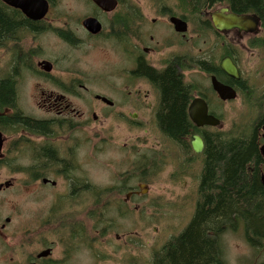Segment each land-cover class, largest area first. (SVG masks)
I'll list each match as a JSON object with an SVG mask.
<instances>
[{
	"label": "flooded vegetation",
	"instance_id": "1",
	"mask_svg": "<svg viewBox=\"0 0 264 264\" xmlns=\"http://www.w3.org/2000/svg\"><path fill=\"white\" fill-rule=\"evenodd\" d=\"M22 1L0 0V165L12 167L11 177L25 178L36 201L48 194L52 204L46 226L39 225L47 231L32 244L36 249L20 250L10 264H75L83 250L105 259L100 249L93 251L110 236L103 235V211L125 212L123 219L148 209L139 203L150 193L144 180L162 172L164 143L174 146L176 174L193 177L198 170L194 160L206 150L205 134L218 130L229 135L225 117L232 119L236 110L254 116L261 152L264 3L263 11L255 12L244 10L248 0ZM231 15L247 17L248 24L215 26L214 18ZM77 51L80 57L71 58ZM227 63L236 68V77L224 70ZM171 68L189 88L184 111L191 134L180 141L162 132V73ZM215 82L230 90L225 100ZM205 106L220 122L218 127L198 126L191 118V108L198 112ZM113 131H143L145 136L119 144L123 159L111 172V185L102 186L87 175L86 164L94 158L101 166L102 147L115 139L99 137ZM154 131L161 138L149 146ZM90 136L98 144L92 146ZM196 136L203 141L200 154L193 148ZM87 146L91 156L83 158ZM23 158L30 160L29 168L14 166ZM254 169L249 174L264 189V163ZM204 172L196 180L201 198ZM15 186V181L0 184V194ZM87 221L94 226L91 234ZM238 223L235 227L243 224ZM11 224L8 218L0 226L1 236ZM122 237L115 236L117 243ZM172 240H165L162 248ZM145 263L156 264V257Z\"/></svg>",
	"mask_w": 264,
	"mask_h": 264
},
{
	"label": "rangeland",
	"instance_id": "2",
	"mask_svg": "<svg viewBox=\"0 0 264 264\" xmlns=\"http://www.w3.org/2000/svg\"><path fill=\"white\" fill-rule=\"evenodd\" d=\"M79 57L78 51L71 52V58ZM198 81L202 82L201 79ZM231 117L232 119L225 117V122L227 123L228 120L230 123V134L241 133L255 126L254 116L246 112L236 110ZM208 132L225 134L218 130ZM132 136L135 139L144 138L145 133L143 131H113L110 136L101 135L99 137L101 139H115V141H108L102 147L98 155L101 166L96 165L94 158L87 159V175L93 176L94 180L102 186L111 185L114 179L111 172L117 169L119 162L123 159L119 144ZM87 138L92 139V146L98 144V141L93 140L94 137ZM160 138L158 131L152 132L148 139L149 146L159 142ZM90 146H87V153L83 158H86L87 154L91 156ZM164 149L166 153L162 157V172L157 173L156 177L144 180V183L150 187V193L139 203L148 209L132 211L123 219L118 217L116 211L106 210L105 223L112 225L114 220H117V230L113 231L109 238L99 241L93 249L94 252L100 249L105 259H98L95 254L88 252L89 250L86 252L83 250L75 264H128L134 261L136 264L137 262L144 264L148 258L154 259L156 255L161 254L165 240L178 237L190 224L197 211V202L202 201L200 194L196 195V180L203 175L204 156L202 154L195 158L198 170L193 177L182 178L179 176L182 172L176 174L175 165L172 162L177 158L174 146L164 143L162 151ZM14 166L29 168L30 160L23 158ZM11 168L0 165V184L8 181L16 182L14 189L0 194V226L6 224L8 218L12 220V224L7 227L2 236L0 235V264H10V259L22 249L27 251L36 249V246L32 244L35 238L39 243V236L44 230L47 231V228L42 229L39 225L43 223L46 226L44 218L52 204L48 194L36 201L33 188L25 186V178L11 177ZM184 169L181 168L178 171ZM135 187L138 188V183ZM93 228L94 226L87 221V234H91ZM116 235L123 236V244L117 243ZM217 239L223 264H264V240L254 239L253 233L246 228L245 223L235 228L222 229ZM126 242L129 243V247H126ZM21 245L23 247H20Z\"/></svg>",
	"mask_w": 264,
	"mask_h": 264
},
{
	"label": "trees",
	"instance_id": "3",
	"mask_svg": "<svg viewBox=\"0 0 264 264\" xmlns=\"http://www.w3.org/2000/svg\"><path fill=\"white\" fill-rule=\"evenodd\" d=\"M263 3L248 0L244 10L261 12ZM188 91L174 68L162 73V132L178 141L191 134L184 111ZM2 107L0 96V113ZM205 139L202 201L186 229L156 255V264H223L218 233L238 222L246 224L254 239L264 238V189L249 174L250 167L257 171L264 163L257 131L252 126L229 135L206 133ZM105 213L102 230L108 235L117 230V220L106 224ZM116 214L120 218L126 215L122 211Z\"/></svg>",
	"mask_w": 264,
	"mask_h": 264
},
{
	"label": "water",
	"instance_id": "4",
	"mask_svg": "<svg viewBox=\"0 0 264 264\" xmlns=\"http://www.w3.org/2000/svg\"><path fill=\"white\" fill-rule=\"evenodd\" d=\"M26 0L22 1L21 5H24ZM24 12H27L28 10L25 8V6H19ZM214 23L215 26L219 29H224V28H241L242 26H245L248 24V19L247 17H240L236 15H231L228 16L227 18L221 19L219 21L217 18H214ZM224 70L228 73V75L232 77H236L237 71L236 68L233 67L230 63H227L226 66H224ZM215 90L219 93L220 97L225 100L227 98V94L230 90L226 89L219 83L215 82ZM230 99H233L234 96H230ZM190 116L194 120V122L198 126H204V125H209L212 127H218L220 125V122L216 120L214 117L209 116L207 114V108L199 109V111H194L192 108L190 109ZM2 143H3V137L2 134L0 133V150L2 148ZM193 148L194 151L198 154H200L203 151V141L200 137H194L193 141ZM261 153L264 157V145L261 148ZM263 184H264V177H263ZM6 186H9V183L6 184Z\"/></svg>",
	"mask_w": 264,
	"mask_h": 264
}]
</instances>
